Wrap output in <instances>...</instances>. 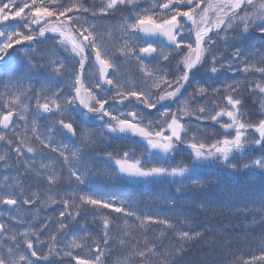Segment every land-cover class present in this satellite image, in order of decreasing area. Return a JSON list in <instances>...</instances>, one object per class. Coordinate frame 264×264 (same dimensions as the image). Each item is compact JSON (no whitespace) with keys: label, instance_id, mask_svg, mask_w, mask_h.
Returning <instances> with one entry per match:
<instances>
[{"label":"snow or ice","instance_id":"6c2138e0","mask_svg":"<svg viewBox=\"0 0 264 264\" xmlns=\"http://www.w3.org/2000/svg\"><path fill=\"white\" fill-rule=\"evenodd\" d=\"M0 90V264H264V0H0ZM208 170L259 254L147 191Z\"/></svg>","mask_w":264,"mask_h":264},{"label":"trees","instance_id":"16d2710c","mask_svg":"<svg viewBox=\"0 0 264 264\" xmlns=\"http://www.w3.org/2000/svg\"><path fill=\"white\" fill-rule=\"evenodd\" d=\"M50 44L51 42L48 41L40 47L47 48ZM198 179L202 182V186H191L189 182L180 194L167 185L155 186L147 191L153 198H172L177 201L178 206L190 205L187 208L188 214L199 222L198 227L211 225L218 235L235 237L232 249L236 251V248L240 246V253L245 259L250 258L251 253L259 254L258 247L255 245L249 247V242L244 239L245 233L255 231L258 234L260 231L259 224L252 222L253 216H256L258 220L259 214L251 211L253 203L260 196L259 181L251 183L246 174L235 181L229 180L217 170H208ZM193 201L203 203L206 207H211L213 211L205 214L192 204ZM162 207L163 205L154 199L139 202V208L146 213H154ZM198 250H200L199 247L193 249V257ZM226 259L231 261V257L227 254Z\"/></svg>","mask_w":264,"mask_h":264}]
</instances>
